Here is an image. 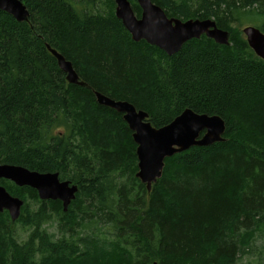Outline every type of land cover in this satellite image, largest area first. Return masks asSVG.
I'll return each mask as SVG.
<instances>
[{"label":"trees","instance_id":"obj_1","mask_svg":"<svg viewBox=\"0 0 264 264\" xmlns=\"http://www.w3.org/2000/svg\"><path fill=\"white\" fill-rule=\"evenodd\" d=\"M20 1L27 21L0 10V164L57 172L78 191L64 212L0 179L24 201L15 221L0 212V264H235L249 252L264 230V60L239 25L261 17L264 33V0H152L168 17L230 33V45L201 35L173 55L133 41L113 0ZM46 44L87 87L66 81ZM94 91L145 111L154 127L186 108L218 115L225 140L166 158L148 192L131 130Z\"/></svg>","mask_w":264,"mask_h":264},{"label":"water","instance_id":"obj_2","mask_svg":"<svg viewBox=\"0 0 264 264\" xmlns=\"http://www.w3.org/2000/svg\"><path fill=\"white\" fill-rule=\"evenodd\" d=\"M113 1L115 15L133 41L144 40L168 55L177 53L187 41L200 38L201 35H206L218 44L230 45V33L218 28L211 19L183 21L168 17L152 0H136L141 9V14L137 17L129 0ZM0 10L18 22L28 20L29 12L20 0H0ZM242 33L255 55L264 60V33L254 26H245ZM46 48L55 57L68 83L87 87L85 82L79 80L69 60L49 44H46ZM94 95L99 105L121 113L131 130L136 144L138 169L135 176L145 184L148 192L152 184L161 177L166 158L193 146L206 147L225 140V122L218 115L200 114L186 108L168 124L154 127L147 120L148 114L137 110L131 103L114 100L97 91H94ZM0 179L9 180L19 187L34 189L41 200H60L64 212L78 191L76 184L60 180L57 172L41 173L20 165L0 164ZM23 203L21 198L11 195L0 185V212L6 210L10 219L15 221L20 216Z\"/></svg>","mask_w":264,"mask_h":264},{"label":"rangeland","instance_id":"obj_3","mask_svg":"<svg viewBox=\"0 0 264 264\" xmlns=\"http://www.w3.org/2000/svg\"><path fill=\"white\" fill-rule=\"evenodd\" d=\"M102 2H104V0ZM98 8L101 9V11L106 10V7L103 4H101V2L98 4ZM96 9L97 7H95L92 11ZM262 20L263 18L261 17L248 18L246 20H242L239 26L241 30L245 26H254V27L259 28ZM234 25H236V23H234ZM28 203L31 208H36L37 206V203L34 202L32 199H28ZM47 228L50 233H55L57 234V236H59L56 226L54 224L53 225L50 224L49 226H47ZM16 230H17L18 238L23 240L26 236V231L23 230L20 225L16 226ZM250 251L240 256L235 264H264V230L255 231L254 241H253Z\"/></svg>","mask_w":264,"mask_h":264},{"label":"flooded vegetation","instance_id":"obj_4","mask_svg":"<svg viewBox=\"0 0 264 264\" xmlns=\"http://www.w3.org/2000/svg\"><path fill=\"white\" fill-rule=\"evenodd\" d=\"M22 2V1H21ZM115 4V3H114ZM25 5V4H24ZM25 7H26V5H25ZM26 9H27V7H26ZM28 10V9H27ZM115 11V10H114ZM29 12V11H28ZM11 16V15H10ZM12 17V16H11Z\"/></svg>","mask_w":264,"mask_h":264},{"label":"bare ground","instance_id":"obj_5","mask_svg":"<svg viewBox=\"0 0 264 264\" xmlns=\"http://www.w3.org/2000/svg\"><path fill=\"white\" fill-rule=\"evenodd\" d=\"M88 86V85H87Z\"/></svg>","mask_w":264,"mask_h":264}]
</instances>
